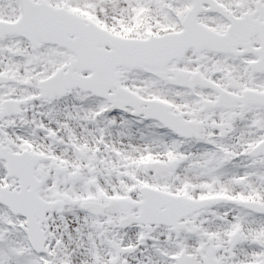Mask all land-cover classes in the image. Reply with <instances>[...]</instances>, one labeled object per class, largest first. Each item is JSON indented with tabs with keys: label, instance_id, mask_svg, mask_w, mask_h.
Returning a JSON list of instances; mask_svg holds the SVG:
<instances>
[{
	"label": "snow or ice",
	"instance_id": "snow-or-ice-1",
	"mask_svg": "<svg viewBox=\"0 0 264 264\" xmlns=\"http://www.w3.org/2000/svg\"><path fill=\"white\" fill-rule=\"evenodd\" d=\"M0 264H264V0H0Z\"/></svg>",
	"mask_w": 264,
	"mask_h": 264
}]
</instances>
